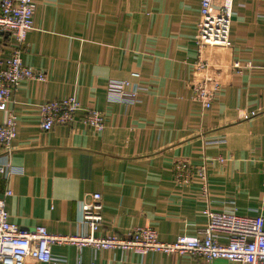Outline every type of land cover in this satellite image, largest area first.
Masks as SVG:
<instances>
[{"label": "crops", "instance_id": "crops-1", "mask_svg": "<svg viewBox=\"0 0 264 264\" xmlns=\"http://www.w3.org/2000/svg\"><path fill=\"white\" fill-rule=\"evenodd\" d=\"M221 0H216L219 3ZM34 26L22 61L46 81H25L14 92L16 116L9 163L0 173L9 221L49 233L85 231L78 201L100 193L103 225L95 236L124 235L137 226L158 239L200 237L203 210L264 218V0H232L229 59L251 65L224 82L212 104L193 99L200 0H36ZM11 39L0 30V53ZM125 80L134 97L109 98V80ZM76 95L72 124L39 127L37 106ZM86 108L105 118L102 131L82 122ZM6 113L0 111V123ZM4 156L0 149V160ZM204 166L200 181H177L174 164ZM225 241L224 238L221 239ZM53 260L25 264H206L189 254L140 255L54 243ZM210 264H238L214 259Z\"/></svg>", "mask_w": 264, "mask_h": 264}, {"label": "built area", "instance_id": "built-area-1", "mask_svg": "<svg viewBox=\"0 0 264 264\" xmlns=\"http://www.w3.org/2000/svg\"><path fill=\"white\" fill-rule=\"evenodd\" d=\"M36 7V0H0V30L11 39L10 51L0 53V111L6 113L3 123H0V149L4 153L0 160V173L5 178L15 172L9 163L12 140L16 135V116L10 109L14 92L25 81H46L43 70L34 69L22 61L23 44L34 26ZM232 13V0H221L219 3L216 0H200L197 59L190 88L193 99L204 108L209 107L218 96L224 82V68L229 67L236 74H240L244 67L252 68L249 64L227 60L233 47L230 40ZM128 84L125 80H109V98L124 101L127 96H132L125 89ZM79 109L83 108L76 95L43 101L37 106L41 131L47 132L56 125L72 124ZM84 110L82 122L96 132L102 131L105 126L104 115L95 108ZM174 168L177 181L197 179L202 185V194L207 193L204 166L188 169L186 164L176 162ZM262 185L264 188V177ZM12 194L6 188L0 198V263L3 264H25L27 260L48 263L54 259L51 253L54 243H72L78 251L90 246L93 249H120L140 255L148 252L189 254L201 257L206 264L214 259L238 264H264V218L260 215L242 216L235 212L206 208L203 210L206 222L202 235H179L172 242L160 241L155 229L144 226L133 227L124 235L99 237L95 236V232L105 221L101 212V195L95 192L89 200L78 201L77 223L86 230L74 235H61L49 233L44 226L23 229L10 222L6 198Z\"/></svg>", "mask_w": 264, "mask_h": 264}, {"label": "water", "instance_id": "water-1", "mask_svg": "<svg viewBox=\"0 0 264 264\" xmlns=\"http://www.w3.org/2000/svg\"><path fill=\"white\" fill-rule=\"evenodd\" d=\"M0 264H3V263H0Z\"/></svg>", "mask_w": 264, "mask_h": 264}]
</instances>
